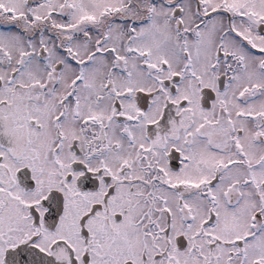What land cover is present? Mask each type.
<instances>
[{"label": "snow or ice", "instance_id": "6c2138e0", "mask_svg": "<svg viewBox=\"0 0 264 264\" xmlns=\"http://www.w3.org/2000/svg\"><path fill=\"white\" fill-rule=\"evenodd\" d=\"M0 264H264V0H0Z\"/></svg>", "mask_w": 264, "mask_h": 264}]
</instances>
